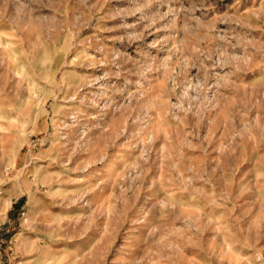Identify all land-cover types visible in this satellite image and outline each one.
<instances>
[{
  "label": "rangeland",
  "instance_id": "obj_1",
  "mask_svg": "<svg viewBox=\"0 0 264 264\" xmlns=\"http://www.w3.org/2000/svg\"><path fill=\"white\" fill-rule=\"evenodd\" d=\"M0 264H264V0H0Z\"/></svg>",
  "mask_w": 264,
  "mask_h": 264
},
{
  "label": "trees",
  "instance_id": "obj_2",
  "mask_svg": "<svg viewBox=\"0 0 264 264\" xmlns=\"http://www.w3.org/2000/svg\"><path fill=\"white\" fill-rule=\"evenodd\" d=\"M22 202H23V201H20V202H17L16 204L19 205V204H21Z\"/></svg>",
  "mask_w": 264,
  "mask_h": 264
}]
</instances>
